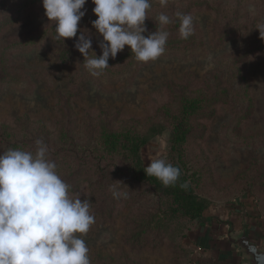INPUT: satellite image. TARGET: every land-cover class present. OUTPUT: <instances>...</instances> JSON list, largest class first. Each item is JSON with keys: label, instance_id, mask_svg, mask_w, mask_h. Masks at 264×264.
I'll list each match as a JSON object with an SVG mask.
<instances>
[{"label": "rangeland", "instance_id": "374dc122", "mask_svg": "<svg viewBox=\"0 0 264 264\" xmlns=\"http://www.w3.org/2000/svg\"><path fill=\"white\" fill-rule=\"evenodd\" d=\"M150 3L143 35L167 31L165 52L145 63L126 45L93 76L75 47L85 31L92 40L89 55H102L92 0L82 9L86 14L77 36L64 42L56 39L42 0H0V153L12 138L33 155L36 140L47 145V159L74 189L69 197L90 202L95 222L80 237L90 264H213L215 246L207 248L210 227L219 228L213 220L239 226L253 220L264 230V40L257 28L264 26V0ZM161 13L170 17L169 24H158ZM177 13L193 18L187 39L180 36ZM210 95L215 100L192 120L181 163L206 206L203 224L211 226L203 231L193 230L196 223L167 217L160 192L125 174L132 164L127 158L99 160L100 166L83 162L73 170L57 155L63 129L68 132L64 142L72 144L76 155L99 148L104 131L124 130L143 141L144 167L151 163L147 155L162 145L168 159V115L179 110L182 97ZM113 191L127 195L115 198ZM152 216L141 234L139 227Z\"/></svg>", "mask_w": 264, "mask_h": 264}, {"label": "clouds", "instance_id": "9594fccd", "mask_svg": "<svg viewBox=\"0 0 264 264\" xmlns=\"http://www.w3.org/2000/svg\"><path fill=\"white\" fill-rule=\"evenodd\" d=\"M168 0H159L162 6ZM87 0H42L45 16L54 22L56 39L77 36L78 25L86 14ZM93 27L102 35V55L91 56L92 40L82 31L75 47L86 57L85 67L93 76L109 67V58L130 46L138 61H155L165 52L169 33L161 31L143 35L150 0H92ZM179 33L187 39L193 33V18L177 13ZM159 25H167L170 17L161 13ZM264 40V26H258ZM35 155L29 151L9 149L0 153V264H90L89 249L80 238L95 218L87 199H72L69 186L56 172V164L47 159L48 148L36 140ZM151 161L144 168L147 176L157 178L167 187L175 185L181 171L167 162L163 145L149 153ZM187 187V184L181 185ZM121 195L113 191V196Z\"/></svg>", "mask_w": 264, "mask_h": 264}, {"label": "trees", "instance_id": "16d2710c", "mask_svg": "<svg viewBox=\"0 0 264 264\" xmlns=\"http://www.w3.org/2000/svg\"><path fill=\"white\" fill-rule=\"evenodd\" d=\"M206 100V101H205ZM214 96L210 95L207 97L199 96L195 97H182L180 100V108L177 112L168 115L167 119L171 127L170 135V152L167 162L174 166L179 167L181 175L175 185L165 187L161 181L152 176H147L144 171L141 159V147L143 141L139 138L131 136L130 132H111L106 130L103 132L100 138L99 145L92 153L86 154L73 148L71 143H67L68 132L64 129L61 131L59 139L63 141L61 147L57 152V155L62 159L61 162L65 167L76 170L78 165L83 162L92 163L93 166H100V161H112L115 156H121L127 158L132 164L125 172L126 175L130 176L132 181L138 182L143 185L151 186L160 192L162 198L163 212L167 217L176 219L178 221H189L196 223L193 230H204L205 225L203 219L206 215V206L198 200L194 194L193 187L187 182V179L183 175L181 163L184 164L186 146L188 140L193 132L192 120L204 110L206 103L214 101ZM15 139L12 138L11 142L8 143L4 152L9 149H20L26 151L23 145L15 143ZM67 161H66V160ZM96 160V161H95ZM104 169V166H101ZM187 184V187H181L183 184ZM73 187L68 188V191H73ZM104 191V188L102 189ZM252 203V202H251ZM250 206V205H249ZM247 215L252 218L251 208H247ZM156 216H152L150 222H145L142 227H139L141 234L148 230V226L152 224L153 219ZM255 233L253 239L258 241L264 236V230L260 222L255 221ZM192 230V231H193ZM195 230V231H196Z\"/></svg>", "mask_w": 264, "mask_h": 264}, {"label": "water", "instance_id": "95a60500", "mask_svg": "<svg viewBox=\"0 0 264 264\" xmlns=\"http://www.w3.org/2000/svg\"><path fill=\"white\" fill-rule=\"evenodd\" d=\"M219 222L227 227L223 239L237 251L241 264H264V238L255 241L250 237L247 219L242 222L240 230L236 229L233 221Z\"/></svg>", "mask_w": 264, "mask_h": 264}, {"label": "crops", "instance_id": "0c3cea01", "mask_svg": "<svg viewBox=\"0 0 264 264\" xmlns=\"http://www.w3.org/2000/svg\"><path fill=\"white\" fill-rule=\"evenodd\" d=\"M213 222L214 223L216 222L219 228L216 229V227L211 226L210 223L205 224V227H204V230H205L206 228L211 226L209 230L213 232V234H210L211 235L210 238H208L210 242H209V245H207V248L209 246L211 248L212 245L215 246L214 250L211 251L212 253L210 255V257L214 256L213 264H241V258L238 256L237 251L233 247H231L225 239H223V236L226 233L224 228L227 230V227L224 224L220 223L219 221L213 220ZM235 225H236L237 230L241 229V226L237 225V223H235ZM255 228H256L255 224H253V220H252V222L249 223V235L252 239L255 233ZM201 234H199L200 236L196 238L194 241L195 243H197V245H199V240L201 239V237L202 236L204 237V235L203 234L201 235ZM260 240L261 238L258 241ZM203 261L205 262L206 258ZM197 263H200V262L198 261Z\"/></svg>", "mask_w": 264, "mask_h": 264}]
</instances>
